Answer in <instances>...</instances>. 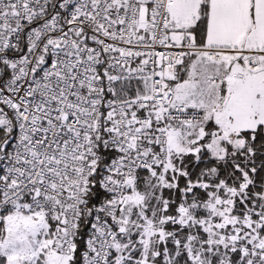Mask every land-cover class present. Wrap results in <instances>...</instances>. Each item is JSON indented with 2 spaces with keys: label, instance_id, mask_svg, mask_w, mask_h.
I'll list each match as a JSON object with an SVG mask.
<instances>
[{
  "label": "snow or ice",
  "instance_id": "obj_1",
  "mask_svg": "<svg viewBox=\"0 0 264 264\" xmlns=\"http://www.w3.org/2000/svg\"><path fill=\"white\" fill-rule=\"evenodd\" d=\"M0 264H264V0H0Z\"/></svg>",
  "mask_w": 264,
  "mask_h": 264
}]
</instances>
